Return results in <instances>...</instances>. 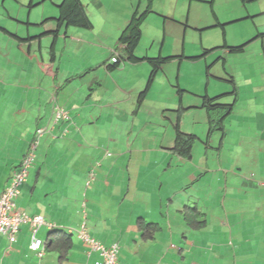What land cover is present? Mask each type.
<instances>
[{
	"label": "crops",
	"instance_id": "obj_1",
	"mask_svg": "<svg viewBox=\"0 0 264 264\" xmlns=\"http://www.w3.org/2000/svg\"><path fill=\"white\" fill-rule=\"evenodd\" d=\"M128 12L131 9L123 20L129 21ZM49 19L44 15L30 24L44 28L23 32L10 30L3 24L7 19L0 20V197L37 129L45 127L17 199L21 210L42 215L53 225L43 226L39 238L47 241L52 230L69 232L86 225L106 247L120 245V264H264V181H255L247 169L255 153L264 151V145L257 144L264 142V135L241 137L234 148L217 133L214 143L207 114L205 124L197 128L198 107L194 111L184 105L182 96L178 102L173 92L157 98L151 95L152 86L138 106L149 65L125 62L109 70L106 63L119 45L118 36L96 32L95 27H63L55 37L51 32L58 25L45 23ZM98 42L105 45L101 50L76 57L80 49L93 52ZM226 46V53H231ZM173 76L179 94L181 71ZM263 88L260 84L247 92L257 95ZM238 90L234 84L224 94H234L237 102ZM55 102L66 108L70 120L54 123ZM249 102L252 113L255 107L258 112L252 123L264 127L259 118L262 105ZM180 105L186 109L180 129L205 140L204 146L195 143L190 160L173 151ZM210 149H215L212 161ZM192 218L204 225L192 228ZM140 221L158 223L160 229L153 238H145ZM30 238L28 224L21 226L13 244L0 234V264L100 261L99 253L90 252L75 235L63 261L51 250L39 258L29 248Z\"/></svg>",
	"mask_w": 264,
	"mask_h": 264
},
{
	"label": "rangeland",
	"instance_id": "obj_2",
	"mask_svg": "<svg viewBox=\"0 0 264 264\" xmlns=\"http://www.w3.org/2000/svg\"><path fill=\"white\" fill-rule=\"evenodd\" d=\"M62 2L63 0H0V20L7 19L3 24L10 30L19 29L23 32L29 28L31 30L44 28V25L38 27L30 24H35L34 22L44 15L46 18H52L45 23L56 24ZM82 2L93 22V28L96 29L94 31L108 32L109 36H118L117 40L129 22L123 20L127 10L131 9V12H128L130 20L132 14L142 13L150 6L152 11L142 25V36L136 55L140 58L184 56L181 60L175 58L165 64L166 68L159 72L158 79L152 85L154 93L151 95L158 98L162 93L168 97L169 92H173L179 102L180 95L176 87L178 83L173 74H179L181 71L179 86L184 90L182 92L184 105H190L193 110L198 107V114L194 112V115H197L198 128L201 122L205 124L207 121L206 110L200 108L202 97L205 94L211 97L224 94L233 90L235 84L239 94L234 111L226 116V143L231 142L235 144L234 148H237L241 137L264 135V127L261 126L263 123L260 125L252 123L258 118L255 117L258 113L256 107L252 113L251 106L247 104L249 101L261 104L264 109V88L257 95L250 96V92H247L248 88L251 90V87L264 85V0H82ZM225 44L245 45V50L237 54L226 53ZM97 45L93 52L87 48L84 51L80 49L76 57L81 58L84 52L93 55L97 50H101L99 46H105L102 42H98ZM144 63L151 67L148 61ZM234 99V94L219 97L221 102H233ZM177 106L178 104L173 107ZM259 118L264 119L263 112L259 114ZM201 130L200 132L205 131ZM217 133L222 135L221 131L213 133L211 138L214 143ZM204 141L198 139L196 144L204 146ZM257 141H259L257 144L264 145L262 140ZM250 152L243 157L246 163ZM210 153L209 160L212 161L215 158V149H210ZM249 161L253 162L252 167L247 168L249 174H252L251 177L254 175L253 179L257 182L264 181V151L255 153ZM258 197L263 200L260 194ZM255 199L258 198H254V201ZM257 202L255 203L259 207ZM254 210L253 206V212Z\"/></svg>",
	"mask_w": 264,
	"mask_h": 264
},
{
	"label": "trees",
	"instance_id": "obj_3",
	"mask_svg": "<svg viewBox=\"0 0 264 264\" xmlns=\"http://www.w3.org/2000/svg\"><path fill=\"white\" fill-rule=\"evenodd\" d=\"M32 4L30 5V7ZM152 11V8L149 6L142 13L135 12L132 14L126 28L122 32L119 45L115 49H113L114 53H118L120 58L115 63H106L107 68L109 70H114L115 68H120L121 64L123 65L125 62L137 63L141 61H148L151 66V73L149 79L147 81L145 89L139 94L138 98V106H141L143 101L145 100L151 86L157 78L158 73L161 69L170 62L171 60L177 58L181 60L184 58L181 56H169V57H138L136 55V49L140 43L142 36V25L147 17V15ZM59 18L57 20L58 28L51 33L58 36L61 28L66 27H80L85 29H92L93 22L89 17L85 5L82 0H63V2L59 6ZM7 31V30H6ZM9 32V31H7ZM245 45L241 46H226V48L233 54L244 52ZM54 49V47H53ZM52 49V53L54 50ZM184 90L179 88V95L182 96V92ZM203 108L206 110L208 123L210 126V134H213L215 131H221L223 133V137L226 136V129L224 122L226 121V116L230 115L234 110L235 101L232 104H223L219 103V97H211L205 94L203 97ZM186 109L180 105L178 109V121L175 125V145L173 147V151L179 156L185 159H191L193 155V149L195 143L198 139L196 135L184 133L179 126L180 116L184 113ZM191 209L198 213L200 216L198 209L196 207H191ZM187 219L189 217L186 216ZM189 226L197 229L204 225L203 222H199L198 220L192 218L189 221ZM140 228L144 231L143 236L145 238H153L154 233L159 231L160 225L158 223H144L140 221ZM73 233H69L66 230H56L50 232V235L46 241V250L56 251L60 254V261L67 259V255L72 249L73 246Z\"/></svg>",
	"mask_w": 264,
	"mask_h": 264
},
{
	"label": "built area",
	"instance_id": "obj_4",
	"mask_svg": "<svg viewBox=\"0 0 264 264\" xmlns=\"http://www.w3.org/2000/svg\"><path fill=\"white\" fill-rule=\"evenodd\" d=\"M68 119V111L60 106H56L54 121L59 122L60 120ZM46 130L45 127L37 129L29 152L23 158L19 168L14 171L10 185L0 197V234L7 236L11 244H13L18 239L21 226L28 224L31 236L29 248L39 258H42L45 254L46 241L38 237V232L43 226L52 229L53 225L47 222L42 215H30L21 210L17 205V199L21 193V187L27 181L29 171L34 164L40 138ZM69 232L75 234L79 240L87 244L90 252L97 251L99 253L100 261L98 264H120V245L118 243L106 247L90 234L86 225H82L80 229H71Z\"/></svg>",
	"mask_w": 264,
	"mask_h": 264
},
{
	"label": "clouds",
	"instance_id": "obj_5",
	"mask_svg": "<svg viewBox=\"0 0 264 264\" xmlns=\"http://www.w3.org/2000/svg\"><path fill=\"white\" fill-rule=\"evenodd\" d=\"M218 25H221V24H218ZM223 26V25H222ZM120 58V55L118 54V53H114L113 52V56L111 57V59H110V62L109 63H116L117 62V60ZM122 65V64H121ZM56 106H60V107H62L61 105H58L56 102H55V106H54V115H53V121H54V116H55V108H56ZM62 108H64V107H62ZM64 109H66V108H64ZM69 115V114H68ZM71 118H70V115H69V119L68 120H70ZM68 120H60V121H68ZM59 121V122H60ZM54 123H58V122H55L54 121ZM40 128V127H39ZM70 233V232H69ZM75 235V234H74ZM76 236V235H75Z\"/></svg>",
	"mask_w": 264,
	"mask_h": 264
}]
</instances>
